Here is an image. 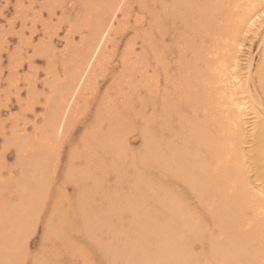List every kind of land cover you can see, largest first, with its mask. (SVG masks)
I'll return each mask as SVG.
<instances>
[{"label": "bare ground", "instance_id": "6f19581e", "mask_svg": "<svg viewBox=\"0 0 264 264\" xmlns=\"http://www.w3.org/2000/svg\"><path fill=\"white\" fill-rule=\"evenodd\" d=\"M65 1L0 9V264H264V46L236 60L264 0ZM96 225L118 244L92 258Z\"/></svg>", "mask_w": 264, "mask_h": 264}, {"label": "rangeland", "instance_id": "374dc122", "mask_svg": "<svg viewBox=\"0 0 264 264\" xmlns=\"http://www.w3.org/2000/svg\"><path fill=\"white\" fill-rule=\"evenodd\" d=\"M11 1H13V0H11ZM67 1H65L64 5L67 3ZM135 4L136 3H134V5ZM2 5H3V0H0V9L3 7ZM61 5H62V3H61ZM75 5H76V0H72V1H69L66 4V6H65L66 9L64 8V6H62L63 8L62 7L61 8L63 10L65 9V12H64L65 14H67L68 12L74 13L76 11ZM137 7H138V5L136 4L135 5V9ZM61 8L59 7V8H57V10H55L56 13H57V15L58 14H62L63 11H61ZM3 13L5 14V17H3V15H4ZM1 14H2V16H0V25H2L3 23L5 24L6 21L9 19L10 15H13V9L10 6V9H8V10L4 9V11L2 13H0V15ZM43 14L45 15L46 13L44 12ZM119 16H120V14H119ZM55 18L56 17L53 18L54 19L53 23H55ZM130 19H131V17H130ZM130 19H129V21L132 22L133 20L132 19L130 20ZM62 24L60 25V26H62V28H61V30L59 32V36L58 35H55V37L57 38L56 41L58 42L57 43V46H59L58 48H60L63 45L62 43H63L64 35L66 34L65 31L67 30V29H65L66 26L64 24L63 25ZM74 35L76 36V34H74ZM263 36H264V19H262V21L259 23V25H255L252 30L248 31L246 33V35H244V37H245L244 39L243 38L241 39L240 43L242 44L243 47L241 49V52H239L238 59L236 58L237 62H239V64L243 67V69H242L243 71H241V73L245 72V67L248 65L247 64L248 63V60L250 61L251 69H250V67H249V69H250V72L252 74H254L255 69L259 67V62L261 61V57H262L261 50H262V47L264 46ZM126 38H127V36H122L121 37V39H120L121 42L119 44V49L118 50L123 49L124 42H125V39ZM15 43H16L15 38L13 36H11L9 38V44H10V46L12 47V45L15 44ZM2 58H3V62L5 64L7 62L6 53H2ZM42 61H43L42 59H36L35 60V62L37 63V65L38 64L41 65L42 64L41 63ZM241 66H239V67H241ZM113 68H114V70H117L118 69V63H117V61L113 64ZM6 74H7V71L4 69L2 71V73H1V77H3V78H1V80H0V86L4 84V82L6 80ZM2 80H4V82ZM242 88H243V86H242ZM242 91H243V89H242ZM242 91L241 90L238 91V96L239 97H244L245 96V93L242 92ZM0 93H2V89H0ZM3 96H0V99H4ZM14 99H15L14 96H11L10 97V100H14ZM258 104L257 105H253L252 108H250V111L249 112H254L255 111L254 108L258 109L259 112L260 111L264 112V105H261L260 104L261 105L260 106ZM14 105H16V104H14ZM13 109L14 110L12 111V113L15 114L16 113V108H13ZM93 114H94L93 113V109H91V111H88L86 113L87 118H88V121H90V118H92V115ZM252 116H253V113H250L245 120H241L242 121L241 124L243 126L242 128L244 129V131H243L244 134H245V132L248 133L247 131L253 125L251 123V122H253ZM5 117H7V115L2 116V118H5ZM77 135L78 134H76V136ZM0 145H1V140H0ZM138 146H139V141L136 139L134 141V143H132V147H134V150H133L134 155H138L139 154V152L136 151V149H137ZM242 147H245V145L242 144ZM66 158L67 157L64 156L63 159H62V161L65 162ZM13 162H14V156H13V153H12V154H10L9 159L7 161V166L8 167H10V165L12 166ZM60 177H62L61 172H60V174H59V176H58L57 179H59ZM58 182H60V181H58ZM67 190H68L67 191L68 194L71 196L70 197L71 198V201L78 200L77 199V196L75 195V193L72 192V188L71 187H68ZM87 214H89V213H87ZM135 219L136 220H134V222H133V220H131L129 222L128 221V218H125L124 220H122V223H123V226H124V228L122 229L123 233L130 232L131 230L133 231V230H135V227L136 226L141 225L139 223V221H143L142 217L141 216H137ZM37 221H38V224H37V227L36 228H33L32 223L29 224V222L26 221L27 226H29L28 227L29 229L27 230L28 233L26 235H28V239H29V245H30L29 252L32 255H35L37 253L38 249L42 245V244H40L41 243V238H42V229H43L42 222L43 223L45 222V217H41ZM121 227H122V225H121ZM93 231H94V235L92 237H90V239H88V240L85 241V244H87V246L85 248L88 251L91 252V257L92 258L95 257L96 254L100 255V249H101V247H98L99 245L96 242L103 243V241H104L105 243L107 242L108 245H110V242L112 241L110 247L111 246L112 247H115L118 244L117 243V240L115 239V237L113 238V240H111L112 237H108L109 235H112L113 229H109V227L98 228V226L96 225L94 227V230ZM129 244H131V243H129ZM144 254H146L145 251H144ZM78 262L80 264H82L79 255H78Z\"/></svg>", "mask_w": 264, "mask_h": 264}]
</instances>
